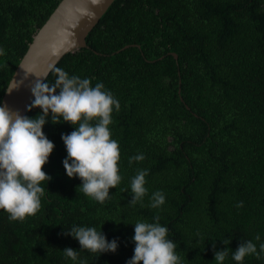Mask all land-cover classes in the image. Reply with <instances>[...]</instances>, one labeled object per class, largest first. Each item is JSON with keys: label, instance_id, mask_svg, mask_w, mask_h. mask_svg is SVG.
I'll return each instance as SVG.
<instances>
[{"label": "trees", "instance_id": "1", "mask_svg": "<svg viewBox=\"0 0 264 264\" xmlns=\"http://www.w3.org/2000/svg\"><path fill=\"white\" fill-rule=\"evenodd\" d=\"M62 0H0V106L33 36ZM88 48L58 63L70 75L102 82L120 103L109 126L120 148L121 182L103 204L69 178L62 134L44 125L54 149L43 170L41 208L11 221L0 209V264H126L134 225L159 215L183 264H216L214 251L264 242V0H115L87 37ZM126 46L129 48L123 50ZM178 56L175 59L174 55ZM52 70L46 81L54 82ZM45 81V82H46ZM41 109L32 108L28 117ZM142 153L143 161L129 157ZM148 169V194L130 204V179ZM165 203L149 207L152 192ZM243 204L237 207L238 203ZM93 226L118 240L115 253H90L64 235ZM259 234L260 241L255 237ZM230 239L225 246L221 240ZM142 264V262H141ZM224 264H237L231 250ZM243 264H264V254Z\"/></svg>", "mask_w": 264, "mask_h": 264}, {"label": "clouds", "instance_id": "2", "mask_svg": "<svg viewBox=\"0 0 264 264\" xmlns=\"http://www.w3.org/2000/svg\"><path fill=\"white\" fill-rule=\"evenodd\" d=\"M5 50L0 47V56ZM54 82L37 80L31 88L34 97L28 110L39 108L35 117L22 116L0 106V209L8 213L11 221L23 220L35 215L41 208V197L45 193L43 182L50 181L43 166L48 162L54 143L46 136L43 127L46 123H70L74 130L62 134L67 156L62 161L69 178H79V191L98 203L110 198V189L122 180L119 174L120 148L111 137L110 125L113 111H119L120 103L102 82L94 86L90 78L70 75L60 67H54ZM46 81V82H45ZM18 85L10 83L6 91L11 93ZM145 159L142 153L129 157L134 161ZM148 169H138L130 179V204L143 202L148 194L146 176ZM165 203L162 191L152 192L149 207L159 209ZM243 204L238 203L237 207ZM159 215L152 222L138 220L134 225L133 255L126 264H183L176 251V243L168 237V228L162 225ZM102 229V226H101ZM93 226L72 225L64 230V235L78 241L80 249L90 253H115L119 244L117 239L109 241L102 230ZM260 241L259 234L255 237ZM227 246L230 239L221 240ZM231 250V259L243 264L246 256L260 258L264 254V242L242 240L235 251L225 247L214 251L216 264H224ZM72 264H87L79 258L78 250L67 247L62 250Z\"/></svg>", "mask_w": 264, "mask_h": 264}, {"label": "water", "instance_id": "3", "mask_svg": "<svg viewBox=\"0 0 264 264\" xmlns=\"http://www.w3.org/2000/svg\"><path fill=\"white\" fill-rule=\"evenodd\" d=\"M115 0H62L46 23L33 36L10 83L18 87L5 92L1 106L27 116L34 98L35 82L46 80L64 56L88 48L87 37ZM129 48L126 46L123 50ZM178 59L176 54H173ZM9 83V84H10ZM9 86V85H8Z\"/></svg>", "mask_w": 264, "mask_h": 264}]
</instances>
